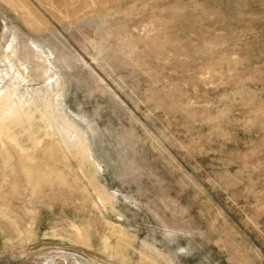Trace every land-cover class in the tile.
Here are the masks:
<instances>
[{"label":"rangeland","instance_id":"obj_1","mask_svg":"<svg viewBox=\"0 0 264 264\" xmlns=\"http://www.w3.org/2000/svg\"><path fill=\"white\" fill-rule=\"evenodd\" d=\"M0 75V264H264V0H0Z\"/></svg>","mask_w":264,"mask_h":264},{"label":"bare ground","instance_id":"obj_2","mask_svg":"<svg viewBox=\"0 0 264 264\" xmlns=\"http://www.w3.org/2000/svg\"><path fill=\"white\" fill-rule=\"evenodd\" d=\"M2 83L3 80L0 75V86ZM30 106L31 103L24 100L22 97L20 98L19 96H17L16 91L13 87L7 86L6 84L0 87V149L1 151H3L2 149H3L4 141L12 142L13 144L15 143L17 139V135L15 134L16 130L25 129L27 130V132L29 131L30 133L31 123L35 120V114L30 109ZM50 126L51 125H49V127ZM57 127L59 129L58 131L64 133L68 137L73 129L71 123L64 120L61 121ZM29 136L31 135L29 134ZM74 146L81 155L86 154V145L78 135H77V140L74 143ZM18 148L23 153L24 150L22 149V147L18 146ZM3 164L6 165L5 160Z\"/></svg>","mask_w":264,"mask_h":264}]
</instances>
